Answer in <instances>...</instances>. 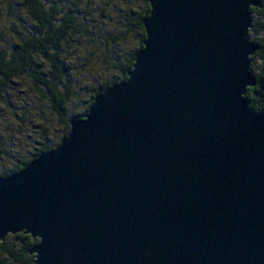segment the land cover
Returning <instances> with one entry per match:
<instances>
[{"label": "water", "instance_id": "1", "mask_svg": "<svg viewBox=\"0 0 264 264\" xmlns=\"http://www.w3.org/2000/svg\"><path fill=\"white\" fill-rule=\"evenodd\" d=\"M127 79L58 145L0 177V242L33 264H264L259 0H148Z\"/></svg>", "mask_w": 264, "mask_h": 264}, {"label": "trees", "instance_id": "2", "mask_svg": "<svg viewBox=\"0 0 264 264\" xmlns=\"http://www.w3.org/2000/svg\"><path fill=\"white\" fill-rule=\"evenodd\" d=\"M141 1L145 5L142 13L126 15L130 27L126 30L138 35L139 47L129 53L125 66L117 65L115 70L122 75V81L127 79V73L133 65L136 53L142 48L140 45L145 37L142 21L148 16L149 5L148 0ZM259 1L262 8L250 10L254 21L249 30L250 41L259 47L250 58L249 66L256 86L247 89L245 99L253 113L264 114V0ZM2 3L11 35L9 34L8 41L2 42L4 46L0 48V107L15 87V82L19 81L21 84L26 80L34 97L46 103L49 110L60 119L61 129L66 132L63 135L65 137L69 131V121L82 119L94 98L115 84L109 81L99 84L89 92L87 110L83 114H75L74 118L67 116L66 105L72 95L73 86L65 58L61 56L62 48L67 44L70 46L71 43L80 44L79 39L83 36L81 32L84 33L81 22L86 21L84 14L89 10L87 0H2ZM255 58L261 61L263 70V73L257 75L253 69ZM47 132L48 129L42 127L40 147L33 158L9 167L8 173L3 177L23 170L40 154L53 149L48 145L51 141L46 140ZM4 154L0 147V158ZM34 244L36 241L27 235L7 236L4 242H0V252L13 263L33 264L34 256H30L28 251Z\"/></svg>", "mask_w": 264, "mask_h": 264}, {"label": "rangeland", "instance_id": "3", "mask_svg": "<svg viewBox=\"0 0 264 264\" xmlns=\"http://www.w3.org/2000/svg\"><path fill=\"white\" fill-rule=\"evenodd\" d=\"M0 2L2 48V42L8 41L11 33L8 31L2 0ZM87 4L89 10L84 14L86 21L81 22L84 33L81 32L83 36L79 39L80 44L65 45L61 54L65 58L73 86L66 105L69 118L87 110L89 92L99 84L105 81L115 84L122 82V75L115 69L117 65L125 66L129 53L139 47L138 35L126 30L130 28L126 15L140 14L145 8L141 0H87ZM250 17L252 19L251 13ZM253 69L255 75L263 73L260 60L254 59ZM15 84L0 107V147L5 153L0 158V177L8 173L9 167L33 158L40 147L42 127L48 129L46 140L51 141L47 144L52 148L58 145L66 133L61 129L60 119L49 110L46 103L34 97L26 80L21 84L16 81ZM0 264L17 263L11 262L0 252Z\"/></svg>", "mask_w": 264, "mask_h": 264}, {"label": "bare ground", "instance_id": "4", "mask_svg": "<svg viewBox=\"0 0 264 264\" xmlns=\"http://www.w3.org/2000/svg\"><path fill=\"white\" fill-rule=\"evenodd\" d=\"M251 9H255V8H253V7H250V9L249 10H251ZM32 240V239H31ZM33 241H36V244L39 242V239L38 240H33Z\"/></svg>", "mask_w": 264, "mask_h": 264}]
</instances>
